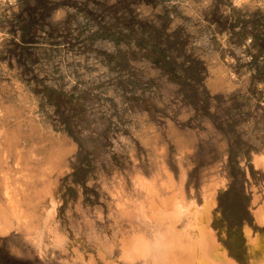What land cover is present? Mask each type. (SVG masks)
Returning a JSON list of instances; mask_svg holds the SVG:
<instances>
[{"label": "rangeland", "instance_id": "374dc122", "mask_svg": "<svg viewBox=\"0 0 264 264\" xmlns=\"http://www.w3.org/2000/svg\"><path fill=\"white\" fill-rule=\"evenodd\" d=\"M125 1L130 0H51L56 7L49 14L33 12L39 17L33 42H22L11 19L25 3L0 0L3 169L14 180L27 182L25 192L31 196L45 181L51 183L57 201L52 227L60 237L66 236L60 248L50 240L53 235L46 236L40 248L44 257L20 231L0 235V244L22 260L35 261L38 256L40 264H52L49 258L61 264H89L93 258L95 264H103L97 236L145 228L134 214L120 209L146 196L143 180L157 191H171V174L185 195L198 203L202 186L219 183L210 219L216 238L237 264H258V252L264 251V222H255L253 210L255 204H264V167L253 157L264 154V0L241 5L235 0H131L139 16L157 25L167 23L166 31L181 27L185 52L202 66L200 80L183 82L146 57L126 55L123 61L119 50L135 49L133 40L116 43L90 37L102 14L113 20ZM81 6L93 16L85 15ZM254 25L258 39L250 32ZM48 88L63 92L58 102L50 99ZM66 93L73 102L80 97L85 108L83 116L70 118L73 131L66 118L74 113ZM134 96L150 97L155 108L137 106ZM77 135L84 138V153L91 159L89 166L84 163L90 169L84 175L74 173L80 151ZM247 183L255 191L252 199L258 197L254 205L240 192ZM4 190L1 184L0 199ZM50 203L47 198L42 205ZM253 238L259 246H253Z\"/></svg>", "mask_w": 264, "mask_h": 264}, {"label": "bare ground", "instance_id": "6f19581e", "mask_svg": "<svg viewBox=\"0 0 264 264\" xmlns=\"http://www.w3.org/2000/svg\"><path fill=\"white\" fill-rule=\"evenodd\" d=\"M235 1L241 5L250 0ZM8 143L10 142L8 141ZM18 151L20 150L18 149ZM56 151L58 152V150ZM24 155L26 156V154ZM253 159L257 166L261 165L264 167V154H254ZM19 160L20 159L18 158V161ZM4 162L5 159H1L0 157V171L3 172L2 175L0 174V181L5 189V192L3 191L2 199H0V235L8 234L12 231H20L22 234H24V236L28 237V239H30L29 241H32L38 249L42 248L41 244H43V240L46 236L50 237L53 235V239L50 240H52L53 243H55L56 246L58 245L60 248L61 245L64 244L63 239L61 238L64 236L60 237V235L57 234L58 232H55L53 228L54 226L52 227V219L56 211L57 201H55V197L52 196V186L50 187L51 183H47L46 181L45 183L43 182V186L36 190L34 195L31 196V194L25 192L26 189L24 188V184H27V182H20L21 177L19 178L18 176L17 177L19 178V180L16 177L14 180V176H12L11 178V176L8 175L10 171L7 170V168L5 170L3 169L5 165ZM17 166L19 165L17 164ZM24 166H26V164L22 165V167ZM52 166L53 164L51 165V167ZM26 169L30 168L27 167ZM48 169H50V167H48ZM51 169L53 170V168ZM50 171L51 170H49V172ZM29 172H31V170ZM33 174L36 177V172H33ZM38 174H40V172ZM21 175L23 176V171ZM45 175L47 178V173ZM27 176L24 177L27 179ZM49 177L52 176L50 175ZM171 177L172 175L169 174L167 180V182L169 183L168 185L171 187V191L168 190L166 192H160L155 190L154 185L152 183L146 181L144 182L143 180V186L146 190V196L143 199L134 201L135 203L132 204L131 208L120 209V212L124 211L122 213H127L130 215L134 214L135 218L142 222L145 228L133 229L128 232H119V230H114L105 232L103 233V235L100 233V235L97 236V239L99 241L98 255L102 259L101 262H103V264H237L234 259L228 256L225 248H223L218 242L216 234L213 228L211 227V208L216 202L215 196L219 183L213 180L210 181L208 184H205V186H202V188L204 187L203 198L201 202L198 203L195 198L193 199L191 197H187L183 191L182 186H177L176 183L178 181L174 183L173 177ZM25 178H23V180H25ZM30 178L32 177L30 176ZM30 178H28V180ZM36 179L38 180V175ZM48 179L51 181L50 178ZM140 179L142 178L140 177ZM213 179L215 178L213 177ZM180 180L183 179L180 178ZM42 181L43 180H41V182H38L42 183ZM221 181L222 185L224 186L223 180ZM180 184L183 183L180 182ZM47 198L51 199V203L47 205L49 206V208L47 206L45 207L42 205ZM257 198L258 197H254V199H252L254 203L256 202ZM125 202L129 203L130 201L125 200ZM125 202L123 203V205H125ZM128 203L126 205L130 206V204ZM121 204L122 202L120 203V205ZM40 205L45 207V209L41 210L42 208L40 207ZM255 205L256 207L253 210L254 220L257 223L263 224L264 204ZM39 209L41 210L40 213ZM245 230L247 231V235H250L251 231L248 229V227ZM64 238V240H66V236ZM252 241L253 246H259V241L257 242L256 238H253ZM116 246H118L117 250L114 249ZM45 249L46 247L44 248V250ZM255 250L258 249L255 248L254 251ZM36 251L38 252V254L39 251L43 254L41 249L39 251ZM258 253L259 262H256L258 264H264V251H260ZM92 259L90 260L89 264H95Z\"/></svg>", "mask_w": 264, "mask_h": 264}, {"label": "trees", "instance_id": "16d2710c", "mask_svg": "<svg viewBox=\"0 0 264 264\" xmlns=\"http://www.w3.org/2000/svg\"><path fill=\"white\" fill-rule=\"evenodd\" d=\"M22 2L25 3L23 11H25L26 15H23V11L13 15L11 20L14 21V31L20 30L22 42H33L37 23L39 22V17H36L33 12L38 11L41 16H45L56 7V4L52 3L51 0H35L33 5L30 4V0H22ZM81 10L85 15L93 16V12L86 7L81 6ZM119 11L117 9L115 13ZM113 16V20L110 21L107 20L106 14L103 13L98 20V28L90 34V37L92 39L107 37L116 43H120L121 41L131 43V40H133L136 46L135 49L119 50L123 61L126 55L133 58L142 56L151 59L170 78L176 81L183 82L188 78L200 80L201 62L191 53L185 52L184 45L186 44V40L183 37L181 27L178 26L172 31H166L167 23L157 25L148 18L139 16V13L131 7V0L128 3L125 1L124 10L118 15L114 14ZM166 18L167 14L164 16L165 20ZM242 21L243 27L246 25V20L242 19ZM250 32L253 34L254 39L259 38L260 34L257 32L255 25ZM182 55H184V58H180ZM122 60L118 59L117 63L122 64ZM47 94L51 97L50 99L58 102V95L63 94V92L54 88H48ZM66 97L69 98L74 112L72 115H66V118L69 119L68 124L70 129L73 131L71 128L73 120H70V118L75 115L83 116L85 108L80 97H77L75 102L72 101L73 98L68 96L67 93ZM134 98L136 99V105L139 107L146 108L149 111L155 108V104L150 97L134 96ZM76 140L79 143L80 151L78 153V164L75 165L74 173L76 175L77 173L84 175L90 170L84 163L86 162L89 166L91 159L88 156L89 152L85 151L84 153V138L77 135ZM240 192L242 194L241 190ZM0 264H24V262L13 255L0 253Z\"/></svg>", "mask_w": 264, "mask_h": 264}, {"label": "water", "instance_id": "95a60500", "mask_svg": "<svg viewBox=\"0 0 264 264\" xmlns=\"http://www.w3.org/2000/svg\"><path fill=\"white\" fill-rule=\"evenodd\" d=\"M132 8H133V6H132ZM220 188H221V187H220ZM218 189H219V188H217V191H218ZM241 191H242L243 196L248 198V203H249V204L252 203V205H254V204H253L254 202L251 201V200H252V196H254L255 191H254L253 189H250L248 183H247V186H243V185H242ZM245 191H246V192H245ZM251 208H252V206H250L249 210H250ZM253 217H254V216H253ZM0 253L6 254V255H7V254H10V253L8 252V250L5 248V246H3V245H1V244H0ZM39 254L42 255V253H39ZM10 255H11V254H10ZM42 257H44V256H42ZM41 259H42V258L36 256L35 261L33 260L34 262L31 261V260H28V259H26V260H22V261L24 262V264H40V263H42V260H41ZM44 259H47V258H43V260H44ZM48 261H50V263H52V264H61V263H59V262H56L55 258H49Z\"/></svg>", "mask_w": 264, "mask_h": 264}]
</instances>
